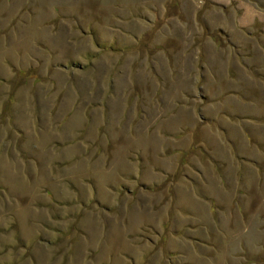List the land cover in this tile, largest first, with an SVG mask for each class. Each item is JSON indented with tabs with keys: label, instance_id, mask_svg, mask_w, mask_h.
<instances>
[{
	"label": "rangeland",
	"instance_id": "374dc122",
	"mask_svg": "<svg viewBox=\"0 0 264 264\" xmlns=\"http://www.w3.org/2000/svg\"><path fill=\"white\" fill-rule=\"evenodd\" d=\"M238 11L0 0V264H264V26Z\"/></svg>",
	"mask_w": 264,
	"mask_h": 264
},
{
	"label": "crops",
	"instance_id": "0c3cea01",
	"mask_svg": "<svg viewBox=\"0 0 264 264\" xmlns=\"http://www.w3.org/2000/svg\"><path fill=\"white\" fill-rule=\"evenodd\" d=\"M210 1L212 2V5L218 9L243 10V11H238L237 22H238L239 32H241L242 29L245 30L247 26H250L256 20H258L257 22H259L260 25L264 26V11H257V10H264V0H210ZM203 26L209 28V25H207L206 22L203 24ZM226 26L227 27L220 24V26L217 27L219 31H215V32H221L227 38L229 37L230 39H233L235 32L234 24L231 25V23H227Z\"/></svg>",
	"mask_w": 264,
	"mask_h": 264
},
{
	"label": "trees",
	"instance_id": "16d2710c",
	"mask_svg": "<svg viewBox=\"0 0 264 264\" xmlns=\"http://www.w3.org/2000/svg\"><path fill=\"white\" fill-rule=\"evenodd\" d=\"M217 34L220 36V35H224L223 33L221 32H217ZM249 34V33H248ZM225 36V35H224ZM226 37V36H225Z\"/></svg>",
	"mask_w": 264,
	"mask_h": 264
}]
</instances>
